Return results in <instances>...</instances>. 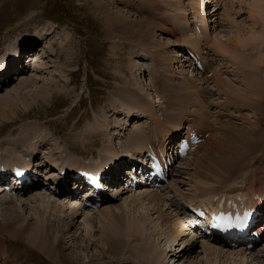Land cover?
<instances>
[{"label": "rangeland", "instance_id": "1", "mask_svg": "<svg viewBox=\"0 0 264 264\" xmlns=\"http://www.w3.org/2000/svg\"><path fill=\"white\" fill-rule=\"evenodd\" d=\"M97 2L102 7H99ZM215 2L216 6L218 3L221 6L216 11L211 0H0V67L12 57L16 58L19 51L35 52L38 47V51L43 49V53L48 55H44V65L41 63L40 70L37 68L36 72L27 71V74L23 75L27 78L24 82L10 80L9 84L0 89V143H3L0 148L4 149V152L15 150L19 155L26 156V153L30 154L35 147V160L41 162L45 158L49 159L51 174L56 158H70L67 162L70 161L74 165L75 161L81 158V161L91 164L101 163L104 158L110 164L113 159L120 158L117 156L119 153L128 152L131 136L139 130H144L138 127L153 123L154 119V123L158 118L163 122L167 119L168 125L163 123L162 126L163 129L166 127L167 131L181 127V123H194L210 134L208 133L206 141L194 154L182 163L181 171L174 174L171 184L173 187H168L160 195L162 199L169 201L166 200L167 204L172 202L174 206H178L182 200L186 202L195 194L200 200L210 204V197L215 195L212 191L233 190L229 187L247 191L264 189V185L261 181L257 182L256 178L263 176L264 172V140L256 142L258 145L255 143L250 151H243L241 146L248 134L254 137V132H264V0H233L229 2L231 5L228 3V12L227 7L224 8V1ZM153 5L155 9L152 7L151 13L148 8ZM224 9L229 13V18ZM194 10L200 13L202 21L200 17L195 20ZM155 12L157 17L153 21L149 15ZM191 17L194 22H201V43L193 26L190 28V34L198 40L201 54L206 56L211 66L208 64V71H213L212 67L216 69V77L226 80L239 93L231 95L232 92L219 89L215 77L206 75L204 79H200L191 70L192 67L185 60V52L181 47L185 48L187 45L190 49L194 48L185 44V39L182 40V32L177 24L183 18L191 21ZM174 18L176 19L173 28L177 33L170 28ZM144 20L153 24L152 29L141 23ZM141 66L146 68L147 83L151 84H147L146 88L140 85ZM148 68L153 70L151 83ZM162 72L164 77H161ZM137 88L142 90L140 95H144L143 98L151 105L150 109L146 107L147 103H143L144 109H150L146 117H140L133 104L139 103L133 96L134 92L141 93ZM251 91L255 93L249 96ZM37 92H41L40 97L36 96ZM238 94L246 96L241 97ZM196 109L202 111L199 113L201 117L205 118L207 115V119H198L199 114L194 111ZM186 110L188 118H183ZM24 115L27 116L21 119ZM203 120H207L209 126H201ZM5 123L10 125L3 130L1 128ZM134 126H138L135 127L137 131ZM34 127L43 138L30 139V136L26 147L24 139ZM223 130L226 131L225 135H222ZM134 131L135 133H132ZM176 132L164 136L159 134L162 140L166 139L167 142L169 137H175ZM8 137H12L11 140H6ZM217 140L222 141V146L216 145ZM88 141H91V144ZM6 143L8 145H5ZM256 145L259 146L258 149ZM129 146L135 151H141L131 144ZM64 150L67 156L61 155ZM242 153L245 159H242ZM113 154L117 155L110 158ZM99 159L101 161H98ZM60 165L59 163L58 166ZM174 188L181 192L180 197L175 196ZM35 191L14 196L16 199L22 197L21 207L16 202L9 207L0 205V214L5 213L7 207L17 214L18 223L21 220L24 221L23 224L30 225L28 231L25 229L26 224L21 226L19 229L25 231L20 230L16 238L10 234L17 233V228L1 233L0 264H57L46 256L45 249V253L41 250L40 239L35 233L39 231L37 216L41 213L40 205L44 203H41L44 197L46 202L42 207L45 205L46 211L43 209L45 212L41 213L44 219L40 220V224L43 225L44 222L56 225L54 220L62 213L58 207L55 208L58 204L54 202L56 198L50 199L49 203L46 195L50 194L45 195L43 191H39L38 196ZM124 199L127 200L126 196L120 195L107 203L117 209L122 207ZM151 199L145 203L152 206V210L158 205H163L162 201L152 203ZM132 207L129 208L128 219L124 209L119 212L117 226L113 227L114 232L119 235L116 240L128 246L126 251H123L124 255L122 254L123 257L129 258L125 264H156L165 247L172 248V243L176 244L171 231L168 232L172 229L169 225H179L177 221L182 220V217L173 215L167 206L151 210L152 213L148 217H145L143 206L136 204ZM71 210L66 207L64 211L65 215L72 214V217H75L71 234L77 235L78 238L75 237L79 240H91V243L88 251L77 250L78 241L76 244L68 239L67 234L60 235L56 242L60 241L62 246V241H66V245L61 249L63 257L74 259L73 264L92 261L91 264H103L106 260L99 256V248L105 246L99 243L98 233L103 226L102 214L96 213L93 216V227L89 222L84 225V215L76 216ZM172 211H176L175 207ZM65 215L63 214V217ZM68 223H63L62 229ZM86 227L93 230L88 232L89 235L84 231ZM190 239V236H184L178 241L179 245L184 240L189 242ZM192 243H188L189 245L182 249L185 252L181 251L178 256H183L186 252L189 254L192 250L189 255L185 254L178 261L179 257L166 254L164 264H236L238 261V264H249L250 261H245L244 256H249L250 259L254 256L238 251L243 256L237 257L234 256L237 253L230 250L220 254L213 248L210 250L208 244L202 243L204 252L212 255L210 257L200 253L198 241L194 242V245ZM177 246L178 244L173 245L174 248ZM106 254L109 260L114 257ZM59 258L62 259L60 256ZM92 258L94 260L89 261Z\"/></svg>", "mask_w": 264, "mask_h": 264}, {"label": "bare ground", "instance_id": "2", "mask_svg": "<svg viewBox=\"0 0 264 264\" xmlns=\"http://www.w3.org/2000/svg\"><path fill=\"white\" fill-rule=\"evenodd\" d=\"M137 1H140V0H137ZM141 1H144V0H141ZM222 1H224L223 2V4H225L224 5V8H225V6L227 7L226 8V11L228 12V11H230V9H228L230 6L228 5V3L230 2H232L233 0H222ZM221 2V1H220ZM95 3H96V1H95ZM216 3V2H215ZM229 3V4H230ZM97 4H98V6L99 7H102L101 6V4L99 3V2H97ZM231 5V4H230ZM229 6V7H228ZM152 7L155 9V7H154V5L153 6H151V7H149L148 8V10L152 13ZM197 7V6H196ZM221 7V6H220ZM219 8V7H218ZM157 9H159V8H157ZM224 11H225V9H224ZM225 11V12H226ZM225 12H224V14H225ZM227 12H226V16L228 17V15H229V13L227 14ZM195 13V16H194V14L192 15V16H194L195 17V20L196 19H199V15H197V17H196V13H197V11L196 12H194ZM224 16V15H223ZM149 17L151 18V20H153V21H155L156 20V17H157V13L155 12L154 14H150L149 15ZM143 18H145V16L143 17ZM229 18V17H228ZM191 21L189 20V19H184L183 18V20H180L179 22H177V24H178V26L180 27V30H181V32H182V40H184V42H185V44H189V45H192V47L194 48V50L193 49H191V50H193V51H195L196 53H198L199 54V56L201 57V59L203 60V64H204V66L206 67V70H205V73L204 74H208V72H212V75H213V78L215 77V80H217V82H218V84H219V89H221V90H223V91H230V92H232V94L231 95H235V93H237L238 91L237 90H235V88H232V86H230L229 84H228V82L226 81V80H224V79H220V77H216V74H217V72L218 71H216V69H213V67H212V70L214 71H208V62H207V60H206V56L204 55V54H201V51H200V44L197 42L198 40H195L194 39V36H193V34H190V28H192V26H194L193 28L195 29L196 27H195V25H197V24H200V23H196V22H194V19L191 17ZM185 20V21H184ZM114 22V21H113ZM191 22H193V24L191 23ZM141 23H143L148 29H152V27H153V24L149 21V20H144V21H142ZM118 23H116V25H117ZM114 25V24H113ZM173 26H175V24L174 23H172L171 24V26H170V28H171V30L174 32V33H177V32H175V28H173ZM186 29H188V31L186 30ZM193 29V30H194ZM195 31V30H194ZM201 30H200V27H199V33H197L196 31H195V33L200 37V40H201ZM186 47L187 48H189L190 49V47L189 46H187L186 45ZM200 52H199V51ZM45 51V50H44ZM44 53H43V49L42 50H40V51H38V49H37V51H35V52H33L31 55H30V58H29V60H28V63L29 64H32V66L36 69V71H37V68H38V70H40L39 68H41V65L44 63H42V60H43V58H44ZM206 60V61H205ZM42 63V64H41ZM211 64H213V63H211ZM44 65V64H43ZM4 67V66H3ZM209 67H211L210 66V64H209ZM215 67V66H214ZM141 68H142V66H141ZM141 68H140V72H141V75L143 76H141L140 75V79H141V81H140V85H142V87H144V88H146V86H147V78H146V75H145V69L146 68H142L143 69V71H141ZM216 68V67H215ZM1 70V69H0ZM43 70V69H42ZM46 71V70H45ZM147 71H148V73H149V82L151 83V74H152V72H153V70L151 69V68H148L147 69ZM163 73V72H162ZM27 74V73H26ZM204 74H201V75H198L199 77H200V79H204ZM196 75H197V73H196ZM165 76V74L163 73V74H161V77H164ZM17 79H18V77H17ZM27 78H25V77H22V79H20L21 81H23V80H26ZM238 80V79H237ZM19 81V80H18ZM21 81H19V83L21 82ZM24 82V81H23ZM216 82V81H215ZM217 82H216V84H217ZM142 83V84H141ZM71 84H72V82H71ZM217 84V85H218ZM255 84V83H254ZM253 84V85H254ZM148 85H151V84H148ZM22 87V86H21ZM257 87H258V85H257ZM256 87V88H257ZM3 88V87H2ZM159 88V87H158ZM176 88V87H175ZM19 89V88H18ZM17 89V90H18ZM21 89V88H20ZM140 90V88H137L136 90ZM179 89V88H178ZM20 91V90H19ZM142 90H140L139 92H141ZM158 91H160L161 92V90H160V88H159V90ZM129 92H131V93H133L134 91H130L129 90ZM17 93H20V92H17ZM135 94H133V96H134V98H135V101H138L139 103H137V102H134L133 104L135 105V108H137L138 109V115H142V116H146L147 114L149 115V111H150V109H151V105L147 102L148 100L145 98H143V96L144 95H140V94H142V92L141 93H138V92H134ZM239 93V92H238ZM252 93H255L254 91L252 92L251 91V93L249 94V96H251V95H254V94H252ZM39 94H41V92H37L36 93V96L38 97L39 96ZM239 95V94H238ZM41 96V95H40ZM39 96V97H40ZM239 96H241V97H244V96H246V94H243V95H239ZM258 96V95H257ZM254 97V96H253ZM131 102V101H130ZM156 102V101H155ZM124 103V102H123ZM127 103V102H126ZM143 103H147V105H146V107L147 108H150V109H144L145 108V105H143ZM131 104V103H130ZM126 105V104H125ZM171 107V106H170ZM170 107H169V109H170ZM177 108V107H176ZM170 111H171V109H170ZM171 112H173V111H171ZM177 114V113H176ZM173 115H175V114H173ZM27 115H24L23 117H21V119H23V118H25ZM141 116V117H142ZM152 117V116H151ZM155 117V116H154ZM153 117V118H154ZM167 117V116H166ZM181 117V116H180ZM203 117V116H202ZM201 117V118H202ZM169 118V117H168ZM204 118V117H203ZM139 119V118H138ZM162 119H163V117H162ZM177 119H179V118H177ZM157 121H156V123H154L153 125H151V123L149 122V123H147L145 126L143 125V126H141V127H138V126H134V128L135 127H138V129H144V130H139V131H137V128H135L136 129V131H137V133H135V131L134 132H132V133H135V134H133L132 136H131V141L129 142V144H131L132 145V147H135L136 149H139V150H141V151H143V149H145V147H146V145L148 144V143H158V141H160V145L161 146H165L166 145V139L163 141L162 140V137L160 136V134H163L162 136H164V135H168L169 133H171V132H176V131H178L179 130V128L180 127H177L175 130H172V131H167V129L165 130V128L163 129L162 128V126L165 124V125H168V122H167V119H165V121L163 122V121H160L159 120V118L158 119H156ZM20 121V120H19ZM155 121V120H154ZM164 123V124H163ZM7 125H10V124H7V123H5V125L1 128V129H3V128H8V126ZM14 125V124H13ZM34 126V125H33ZM32 126V127H33ZM201 126H203L202 124H201ZM156 127V128H155ZM204 127V126H203ZM257 127H259V124L257 125ZM154 128V129H153ZM148 129H149V131L150 132H148ZM151 129H153V130H151ZM253 129H255V128H253ZM252 129V130H253ZM4 130V129H3ZM2 130V131H3ZM200 131H202V132H206V131H203V130H201V129H199ZM1 132V131H0ZM4 132V131H3ZM208 132V131H207ZM254 132V131H253ZM253 132H250L251 134L253 133ZM262 131H260V132H258V134L256 133V132H254L255 133V135L254 134H252V135H254V137L252 136L251 137V135H249L248 134V136H250L249 138H248V136H247V138H245V140L241 143V146H242V148H243V151H250V148L253 146L254 147V145H255V143L256 142H263V140H264V132L263 133H261ZM160 133V134H159ZM212 133V132H211ZM225 133H226V131L225 130H223V133H222V135H225ZM259 134H262L261 136H258ZM25 136V135H24ZM23 136V137H24ZM30 136H31V138H30ZM256 136H258V137H256ZM33 137L34 138H43V135L41 136L39 133H38V131L35 129V127H34V129L32 130V129H30L29 131H28V133H27V135H26V139H24V140H26V141H24V140H21V141H24L23 143H25L26 144V147H27V144L28 143H26V142H28L29 141V138L30 139H33ZM175 137H176V135H175ZM45 138H48V137H45ZM165 138H166V136H165ZM170 138V137H169ZM251 138H255V139H251ZM129 139V138H128ZM11 140V139H10ZM12 140H15V139H12ZM36 140H38V139H36ZM45 140V139H44ZM215 141V140H214ZM44 142V141H43ZM94 142H97V141H94ZM93 142V143H94ZM42 143V142H41ZM88 143L89 144H91V141H88ZM92 143V144H93ZM45 144V143H44ZM97 144V143H96ZM159 144V143H158ZM222 141L221 140H217L216 141V145L217 146H219V145H221L222 146ZM257 144V143H256ZM5 145H8V143H6ZM258 145V144H257ZM257 145L255 146V147H257ZM82 146V145H81ZM37 147V146H36ZM83 147V146H82ZM259 147V146H258ZM258 147H257V149H258ZM222 148V147H221ZM261 148V147H260ZM218 149H219V147H218ZM242 150V149H241ZM240 150V151H241ZM254 150H255V148H254ZM141 151H139V152H141ZM196 151V150H195ZM194 151V152H195ZM221 151V150H220ZM36 152H37V150H36V148L34 147L33 148V150L31 151V153L30 154H28V156H29V158H32V159H34L35 160V157H37V154H36ZM125 152V151H124ZM136 152V151H135ZM190 153H192V152H190ZM189 153V154H190ZM237 153H239L238 152V150H237ZM263 153H264V151H263ZM8 155L6 156V157H3V158H1V161L2 162H4L5 164H7L8 166H13L14 164H20V163H26L27 161H28V159L27 158H23L22 156H15L16 154H18V152L17 151H12L11 152V150L7 153ZM194 154V153H193ZM22 155V154H21ZM32 155H34V156H32ZM114 155V154H113ZM264 154H262V156H263ZM109 156V155H108ZM242 156H244V154L242 153L241 154V157ZM245 156H246V154H245ZM113 157H115V155L113 156ZM121 157V156H120ZM56 158V157H55ZM101 158V157H100ZM187 159H188V155H187V157H186ZM185 158V159H186ZM58 159V161H56ZM68 159L69 160H71L70 158H67V157H65L64 158V160H62V161H65V162H62L59 158H56V160H55V162H56V164H57V162H59L61 165L60 166H58V164L56 165V164H52L53 166H54V171H52V173L53 172H55V167H59V168H63V167H67L68 168V170H69V172H70V174H73L75 171H76V169L77 168H84V169H87V170H95V169H101V168H105L106 166H107V164H108V162L107 161H105L104 160V158H103V162L102 163H99V164H91V163H81V159L80 160H78V161H75V165H74V163H72V162H67L68 161ZM73 159V158H72ZM108 159V158H107ZM120 158H118V160H119ZM184 159V160H185ZM186 159V160H187ZM242 159H245V157H242ZM33 160V161H34ZM184 160H182V161H184ZM185 160V161H186ZM44 161L46 162V169L48 170V169H51V167H50V162H49V159H47V158H45L44 159ZM51 161H52V159H51ZM97 161V160H96ZM101 161V160H100ZM182 161H181V163H179L180 165H179V168H182L181 166H182ZM45 162H43V163H45ZM55 162H53V163H55ZM107 162V163H106ZM240 163V162H239ZM238 163V164H239ZM105 164V165H104ZM235 164H236V162H235ZM241 164H242V162H241ZM102 165H104V166H102ZM108 165H110V164H108ZM230 165V164H229ZM108 167V166H107ZM261 167V166H260ZM178 167H177V172H180L181 170L179 169ZM243 168V167H242ZM71 170V171H70ZM199 172V171H198ZM197 172V174L199 175V173ZM50 173V172H49ZM51 173V174H52ZM218 173V172H217ZM52 175H54V174H52ZM202 175V174H201ZM256 175V174H255ZM258 175V174H257ZM262 175L263 176H261L260 177V179L261 180H258L257 179V182L258 181H261V184H263L264 185V172L262 173ZM200 176V175H199ZM197 177V176H196ZM257 177V176H256ZM201 178H203V176L201 177ZM200 177L198 178V180H200L201 179ZM253 178H254V176H253ZM263 178V179H262ZM255 179V178H254ZM255 181V180H254ZM200 182V181H199ZM256 182V183H257ZM58 183V182H57ZM172 183V182H171ZM171 183L170 182H168V185H170L171 186ZM174 183V182H173ZM176 183V182H175ZM54 186H55V182H53L52 183ZM200 184V183H199ZM224 185V184H223ZM204 186H206V185H204ZM173 187V186H172ZM224 187V186H223ZM41 189V187H39L38 189H35L36 191H35V193H37V195L39 196V191H37V190H40ZM259 190V189H258ZM200 191H203L202 189H200ZM216 191V190H215ZM34 191H31L30 193H33ZM164 192V191H163ZM174 192H175V196H179L180 197V195H181V192L178 190V189H176V188H174ZM26 193V192H25ZM40 193H42V192H40ZM197 193V192H196ZM213 193H215V192H213L212 191V194ZM3 194V195H2ZM20 195L22 194V193H19ZM43 194H50V195H46L47 197V199H49L48 200V202L50 203V199H52V198H56V200H54V202H58V204H56L55 205V208H57L58 207V209H59V211L62 213V215L60 216L59 214H58V216L56 217V219L54 220L55 222H56V225H50L49 223L48 224H44V222H43V225L42 224H40V220H43L44 218H43V216L41 215V213L43 214L45 211H46V207H45V205H44V207H42V205L43 204H45V202H46V199H45V197L43 198V200H42V202L41 203H43L42 205H40V207L42 208V210H40V212L41 213H39V216H37V218L39 219V222H37L36 224H37V226H38V232H36L35 234L39 237V239H40V242L39 243H41L40 244V248H41V250H43V249H45V252H46V256H48L51 260H53V262L54 263H57V264H73V262H74V259H70V258H64L63 257V254H62V252H61V249H62V246H65L66 245V241H62V246H61V242L60 241H58V242H56L59 238H60V235L61 236H63L64 234H67L68 235V239H70V241L71 242H75L76 244H77V242L76 241H78L79 242V245H76V249L77 250H79V249H82L83 251H88V247H89V245H90V243H91V240H88V239H82V240H79V239H77L78 238V236L77 235H75V234H71V230H72V228L75 226V225H73V223H74V221H75V217H72V214L70 215H65V208L67 207V205L64 203V201H61V200H58L57 199V197H55L53 194H51V192H49V191H44L43 192ZM216 194V193H215ZM260 194V193H259ZM262 194V193H261ZM1 195H2V197H1ZM17 195V194H16ZM15 195V196H16ZM36 195V196H37ZM121 195V194H120ZM120 195H117V196H119L120 197ZM159 195L160 194H157V193H147V194H145V195H143V194H141L140 192H136V193H133V194H128V195H124V196H126V199H127V197H130L129 199H127V200H123V203H122V207H120V208H113L112 207V205H111V203L110 204H108L107 202H110V200H108V198H107V201H105L104 203H103V207L101 208V209H103V211L100 209V208H98V209H96L97 211L96 212H92V211H89V210H85V208L84 207H82L81 206V208H79V207H77V208H75L74 206V208L72 207H70V210L74 213V215H76V216H78V215H84V220L86 221V223H84V225L85 224H87L88 222L91 224V225H93V227H95V219H93V216L96 214V213H100V214H102L101 216H102V223H103V226H102V228H100L99 230H98V233H99V236H100V241H99V243H103L104 244V246L105 247H101V248H99V252H100V255L99 256H101L102 257V259H104V260H106V261H104L103 262V264H120V263H123V264H125L126 263V261H128L129 260V258H126L125 256L123 257V251L125 252L126 250L125 249H127V245H124V243L122 244V243H120L119 241H117L116 240V238L117 237H119V235L117 234V233H115L114 231L115 230H113V227H116L117 226V222H118V217H119V212L120 211H123V209H124V214H125V217L127 218L128 217V215H129V213H128V211H129V208L130 207H135V205L137 204V205H141V206H143L144 207V210H145V217H148L149 216V214H151V207L152 206H150V205H146V203L145 202H147V200L149 199V198H152L150 201H152V203L153 202H157L158 201V198H159ZM243 196H245L244 194H242ZM52 196V197H51ZM13 197V198H12ZM17 197H18V195H17ZM20 198H22V197H20ZM20 198H14V196H11L10 194H5L3 191H0V205H3V206H10V204H13V203H17V205H20V207H21V204H22V199H20ZM182 198V197H181ZM110 199V198H109ZM144 199H146V200H144ZM183 199V198H182ZM165 200V201H164ZM167 199H162L161 201H162V203H163V205L162 206H165V204H167V201H166ZM192 199H189L188 201H183L182 200V203H181V205L182 204H187V202H189V201H191ZM246 201V199L244 200V202ZM19 202V203H18ZM53 202V203H54ZM169 202V201H168ZM263 203H264V199H263ZM151 204V203H150ZM146 205V206H145ZM181 205L179 206V207H181ZM12 206V205H11ZM47 206H48V204H47ZM15 207V206H14ZM18 207V206H17ZM106 207V208H105ZM132 207V208H133ZM183 207V206H182ZM1 209V208H0ZM6 210H4V211H6L5 213H3V214H0V235H1V233H3L4 231L5 232H10L11 230H9V229H12V230H15L14 228H17L15 231L17 232V233H13V234H10L11 236H13V238L15 237L16 238V236L17 235H19L20 234V230H21V232H23V231H25L24 229H19L21 226H25V224H23L24 223V221L23 222H21V220H20V222L18 223V221L17 220H19L18 219V216H17V214H14V213H12V211L13 210H9L7 207L5 208ZM43 209H45V211H43ZM58 209H56V210H58ZM175 209L177 210L178 208H176L175 207ZM19 212V211H18ZM21 212V211H20ZM173 212V211H172ZM176 212V211H175ZM95 213V214H94ZM63 214L65 215V217H63ZM99 214V215H100ZM22 218V217H21ZM128 219V218H127ZM37 220V219H36ZM16 221H17V223H16ZM26 221V220H25ZM175 221V220H174ZM179 221V220H178ZM177 221V222H178ZM29 222V221H28ZM48 222H50V221H48ZM66 222H69L68 224H66V227L64 228V229H62V227H63V223H66ZM127 222H128V220H127ZM52 223V222H51ZM54 223V222H53ZM174 223V222H173ZM185 223V222H184ZM99 224V223H98ZM177 224V223H176ZM15 225H16V227H15ZM27 225V228H25L27 231H28V228H29V224H26ZM175 225V224H174ZM99 226V225H98ZM97 226V227H98ZM127 226V225H126ZM186 225L185 224H183V223H179V225H177V226H174V227H172V229L170 230L171 231V233H172V236L175 238V241H179V240H182V238H184V236H186L185 234H184V230H185V227ZM85 232H86V234L87 235H89V231H93L92 229H90V228H85V230H84ZM22 234V233H21ZM9 235V234H8ZM77 238H76V237ZM52 238V239H51ZM130 238V237H129ZM173 238V239H174ZM17 239H19V238H17ZM36 239V238H35ZM119 239H121V238H119ZM118 239V240H119ZM127 241H128V239H127ZM188 241V240H187ZM69 242V241H68ZM97 242V241H96ZM123 242H125V241H123ZM128 243H129V241H128ZM186 242H185V240L184 241H182V243H181V245H184ZM122 244V245H121ZM171 244V243H170ZM193 244V243H192ZM204 244H207V243H205V242H203V245ZM189 245V244H188ZM97 246V245H96ZM204 247V246H203ZM208 247H209V245H208ZM169 248H170V246H169ZM210 248V250H212V248L211 247H209ZM183 249V248H182ZM182 249L179 251V253L182 251ZM214 250V249H213ZM231 251V250H230ZM43 252H44V250H43ZM44 252V253H45ZM106 253H108L109 255H113L114 257L112 258V260H109V258L106 256L107 254ZM219 253V252H218ZM230 253V252H229ZM123 254V255H122ZM173 254H174V252H173ZM172 254V255H173ZM231 254V253H230ZM244 254V253H243ZM246 254V253H245ZM120 255H121V258H120ZM216 255V254H215ZM219 255V254H218ZM248 255H251V254H248ZM253 255V254H252ZM59 256L62 258L61 260H60V258H59ZM98 256V258H99V260H100V257ZM166 256V251H163V253L162 254H159V256H158V259L156 260V264H164L165 263V259L166 258H164ZM243 256V255H242ZM167 257V256H166ZM256 257V256H255ZM244 258H245V261H247L248 262V258L246 257V256H244ZM258 258V257H257ZM94 259H96L95 257H94ZM93 258L91 259V260H89V261H92V260H94ZM250 259V258H249ZM260 259V258H259ZM262 259V258H261ZM56 260H59V261H56ZM117 260V261H116ZM93 262V261H92ZM92 262H88V263H86V264H91ZM253 262V261H252ZM167 264V263H166ZM245 264V263H244Z\"/></svg>", "mask_w": 264, "mask_h": 264}]
</instances>
